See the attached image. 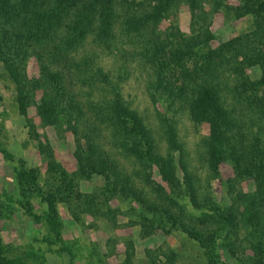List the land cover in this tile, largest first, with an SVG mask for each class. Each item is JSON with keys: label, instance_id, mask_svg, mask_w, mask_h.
<instances>
[{"label": "trees", "instance_id": "16d2710c", "mask_svg": "<svg viewBox=\"0 0 264 264\" xmlns=\"http://www.w3.org/2000/svg\"><path fill=\"white\" fill-rule=\"evenodd\" d=\"M172 1L155 0L148 9L139 11L127 0H0V66L14 85V101L19 114L26 117V102H35L45 123L55 130L67 125L75 144V174H95L102 178L100 192L87 195L90 206L99 204L101 197L107 202V197L119 194L137 204L140 216L145 220L144 226H151L155 215H145L157 208L143 191L129 187L127 176L120 171L117 161L102 145L93 141L92 134L99 132L93 130L101 127L112 134L110 139L118 144L120 154L134 157L143 169L155 165L173 193L180 185L170 153L176 151L175 157L188 185L190 203L204 209L199 221L203 228L190 221H181L180 216L171 213L168 207L164 216L160 215L164 218L159 220V226L170 221L172 226L179 227L201 248L208 264H264V0H243L242 11L235 16L252 18L257 26L254 30L240 33L216 46L209 43L211 35H207V31L192 33L181 38L178 44L171 42L168 60L157 63L160 70L156 72L152 96L162 100V95L166 94L173 100H182L193 121L209 123V135L202 143L211 178L219 177V166L225 159L231 164L232 176L220 182L221 197L206 195L199 201L195 175L188 171L183 161V147L177 141L174 129L170 125L165 128L168 150L163 157L156 150L155 140L143 119L128 107L118 84L108 78V72L97 71L111 96L104 98L106 102L87 98L85 111L83 102H72L74 95L70 81L64 79L63 70L53 67L43 57L44 51L49 54L51 49L52 53L53 47H50L56 43L59 61L66 63L68 53L85 38L90 37L102 45L115 37V28H119L118 34L127 39L141 36L145 45H153L152 52L158 55L164 51L161 40L166 41L167 37L156 28ZM197 1L188 0L192 10L198 5ZM117 7L127 9L120 27L115 25ZM57 37H60L58 43ZM30 50L39 60V73L32 78L27 76L25 63ZM167 65L173 67L169 75L161 71ZM74 66L77 72L73 74H78L81 79L79 73L85 68L78 63ZM254 66H258L260 73L252 79L246 70ZM91 80L83 79L82 82L88 84ZM163 101H169V98ZM2 124L1 121L0 126ZM0 151L8 156L1 143ZM47 165L54 181L46 191L39 192L36 169L21 163L17 182L22 197L16 203L36 222L43 221L47 232L60 241L57 201L73 198L80 203L82 193L74 189L73 177L55 159L48 160ZM246 178L254 183L250 193L239 188V183ZM149 182L147 175L145 183ZM34 190L44 204L41 213H36L28 200ZM163 190L153 186L158 198L170 200L172 197ZM224 196L227 203L221 201ZM171 201L178 204L174 199ZM177 208L179 213L183 212L181 206L177 205ZM165 256L167 262L163 264H174L176 255L173 251ZM225 256L232 259L231 263L223 259ZM0 264L27 263L7 257L0 237Z\"/></svg>", "mask_w": 264, "mask_h": 264}, {"label": "rangeland", "instance_id": "374dc122", "mask_svg": "<svg viewBox=\"0 0 264 264\" xmlns=\"http://www.w3.org/2000/svg\"><path fill=\"white\" fill-rule=\"evenodd\" d=\"M154 1L127 0L139 11L148 9L147 6L154 4ZM197 4L198 7L192 10L188 0L172 1L156 28L167 37L166 41L161 40L164 51L158 55L152 52L153 45H145L141 36L127 39L118 34L119 28H115V37L102 45L95 43L90 37L85 38L81 45L68 53L66 63L64 60L59 61L56 43L50 47H53L52 53L50 54L51 49L49 54L44 51L43 57L53 67L63 70L64 79L70 81L74 95L72 102H83L82 109L85 111L87 98L94 97L93 99L106 102L104 98L111 96L110 89L101 81V74L97 71L100 69L103 73L108 72V78L118 84L128 107L143 119L155 140L156 150L163 157L168 150L165 128L170 125L183 147V161L188 166V171L195 175L201 202L206 195L223 196L220 182L232 176L233 170L225 159L219 166V177L212 179L205 162V147L202 143L209 135V123L193 121L182 100H173L166 94L162 97L169 98V101L157 100L152 96L155 93L153 83L156 82V72L160 70L157 63L168 60L171 42L178 44L181 38L192 33L207 31V35H211L209 43L216 46L240 33L252 31L257 26L252 18L244 15L235 17L242 11L240 7L243 0H198ZM115 11L118 13L115 25L120 27V20L127 9L117 7ZM59 38H56L57 43ZM258 43H262V39ZM25 63L27 76H37L39 60L35 52L30 50ZM76 63L80 66L86 63L82 67L85 71L79 73L81 79L78 74H73L77 72L74 66ZM161 71L169 75L173 72V67L167 65ZM246 71L252 79L257 78L260 73L258 66L248 67ZM83 79L92 80L87 84L82 82ZM92 81L94 83L90 86ZM13 87L0 66V124L1 121L3 123L0 126V143L8 153L6 156L0 151V237L7 257L24 260L27 264H163L167 262L165 255L173 251L176 255L174 264H208L201 248L179 227L172 226L170 221L163 227L159 226V220L164 218L160 215L164 216L168 207L171 213L180 216L181 221H190L196 227L203 228L199 221L203 218L204 209L196 208L190 203L188 185L185 184L183 171L175 157L176 151L170 153L173 156L174 174L180 185L173 193L155 165L143 169L134 157L119 153L118 144L110 139L112 134H109L108 129L96 128L93 131L99 132L92 134L93 141L102 145L110 157L117 161L118 167L122 169L120 171L127 176L129 187L143 191L146 197L155 202L157 208L145 215H155L150 222L151 226H144L145 220L141 218L137 204L119 194L107 197V202L101 197L99 204L90 206L87 195L100 192L102 178L95 174H75V144L71 130L64 124L55 130L45 123L38 114L35 102H26V117L20 115L14 101ZM50 159H55L73 177L74 189L82 193L80 203L73 201V198L57 201L60 241H56L47 232L43 221L36 222L16 203L22 197L17 182L21 163L36 169L39 192H44L54 181L47 165ZM147 175L149 183H145ZM154 185L163 188V193L172 198H158L153 191ZM239 188L250 193L254 189V183L252 179L246 178L239 183ZM35 191L37 190H34L28 200L33 210L41 213L44 204L34 194ZM8 197L11 199L8 200ZM225 198L224 196L221 201L227 203ZM172 199L178 204L173 203ZM177 205L183 208L182 213L178 212ZM223 259L227 263L232 260L226 256Z\"/></svg>", "mask_w": 264, "mask_h": 264}]
</instances>
